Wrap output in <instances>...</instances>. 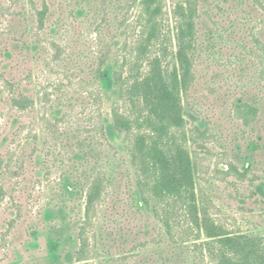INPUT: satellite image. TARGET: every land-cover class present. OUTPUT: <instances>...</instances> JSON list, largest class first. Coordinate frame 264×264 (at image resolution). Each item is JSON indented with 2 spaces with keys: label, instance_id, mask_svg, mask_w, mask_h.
<instances>
[{
  "label": "rangeland",
  "instance_id": "1",
  "mask_svg": "<svg viewBox=\"0 0 264 264\" xmlns=\"http://www.w3.org/2000/svg\"><path fill=\"white\" fill-rule=\"evenodd\" d=\"M178 2L162 0L155 20L168 40L154 55L168 54L169 69ZM47 4L41 28L45 0H0V264H217L201 242L221 233L242 258L246 236L264 246V0H195V79L179 135L202 229L189 231L187 214L170 231L143 202L131 143L111 114L123 102L107 78L117 58L143 50L141 7Z\"/></svg>",
  "mask_w": 264,
  "mask_h": 264
},
{
  "label": "trees",
  "instance_id": "2",
  "mask_svg": "<svg viewBox=\"0 0 264 264\" xmlns=\"http://www.w3.org/2000/svg\"><path fill=\"white\" fill-rule=\"evenodd\" d=\"M134 4L141 7L143 50L135 51L130 57L117 58L114 77L107 78L118 88V100L123 102L120 104L118 101L112 107L114 127L125 133L131 143L137 186L147 207L167 223L170 231L179 213L187 214L185 219L191 225L188 231L193 229L194 223L201 230L195 167L186 149L187 142L179 135V132L185 134L184 99L195 79L188 53L195 38V0H179L175 5L178 50L174 53L177 62L172 69L166 66L169 65L168 54L160 50L161 56L154 55L153 51L156 49L157 54V47L168 40L161 23L157 21L155 28V20L162 13V0H134ZM45 6L46 9L36 8L42 19L41 28L45 26L47 0ZM148 26L149 30L146 29ZM23 44L26 45L25 42ZM4 55L12 56L13 52L5 47ZM143 83H146V92H140ZM29 102L24 95L15 100V104L23 108ZM204 214L206 217L202 220L206 224L211 215L206 211ZM254 236L244 238L248 243L243 258L233 245L235 239L227 233L211 234L201 243L217 264H264V246ZM255 252L260 255L258 259L253 257ZM83 260L86 259L80 261Z\"/></svg>",
  "mask_w": 264,
  "mask_h": 264
}]
</instances>
